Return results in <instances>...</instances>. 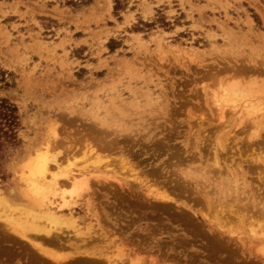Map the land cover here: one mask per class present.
Returning a JSON list of instances; mask_svg holds the SVG:
<instances>
[{"label":"rangeland","instance_id":"1","mask_svg":"<svg viewBox=\"0 0 264 264\" xmlns=\"http://www.w3.org/2000/svg\"><path fill=\"white\" fill-rule=\"evenodd\" d=\"M155 1L0 0V99L19 118L0 264H264V0L200 8L180 34ZM228 86L243 96L222 118ZM38 150L88 185L58 177L55 222L21 182Z\"/></svg>","mask_w":264,"mask_h":264},{"label":"bare ground","instance_id":"2","mask_svg":"<svg viewBox=\"0 0 264 264\" xmlns=\"http://www.w3.org/2000/svg\"><path fill=\"white\" fill-rule=\"evenodd\" d=\"M241 96H243V92L237 86H228V87H226L224 89L221 99H218L217 102H216L217 106L219 107L220 114H221L222 118L224 116L223 115V111H224L225 106L226 105L228 106L229 103L234 102L235 99H237V98H239ZM246 102H248V101H246ZM224 104H225V106H222ZM245 110L248 111V113L250 112V109H249L248 105L247 106L245 105ZM249 115L251 116L250 113H249ZM249 115L246 114L245 116L246 117H250ZM253 117L254 116H251L250 121L251 120L255 121ZM43 151L38 150L36 152L35 159H33V162H32L31 165L28 164L27 162H26L27 164L26 163L23 164V167L26 168L27 171L24 174L25 177L23 176L24 179L22 177H20V178H22L21 182L22 183L25 182L26 185H27V187H26V185H24L26 187V189L28 190L26 195L27 194H31L33 199L38 203V206H39L38 208H43V209L45 208L46 211L44 210L45 212L43 213V217H45L48 221L55 222V221H57V219L55 218V213H53V212L51 213L50 210L53 207V205H55V201H57L54 198L52 199V197L55 196V191L56 192L59 191L58 189H59L60 186H59V182L57 180L58 177H66V181L67 182H65L64 184H66V183L69 184L70 183V185L72 186L74 191L77 190L82 184H84V183L86 184L87 181H82V183L80 182L79 179H80V177H82V175H80V173H75V172L64 173L63 171L60 172L61 170H59L58 173L53 174L52 171H51V168L49 167V163H51L52 161L54 163H56V162L54 160L51 161V159L50 158L48 159V157L46 156L50 152L47 153V151H45V153H44ZM55 165H56L55 169H52V170H57L58 165L57 164H55ZM48 173H49V175H48ZM86 186H88V185L86 184ZM62 194H64V193H62ZM169 199H171V198L169 197ZM60 200L63 201V202L65 201L63 196L61 197ZM158 201H160V200H158ZM2 203H5V202L0 198V205H4ZM56 203H58V202H56ZM64 205H67V204L63 203L62 206H64ZM60 209H62V208H60ZM250 212H251V210H250Z\"/></svg>","mask_w":264,"mask_h":264},{"label":"crops","instance_id":"3","mask_svg":"<svg viewBox=\"0 0 264 264\" xmlns=\"http://www.w3.org/2000/svg\"><path fill=\"white\" fill-rule=\"evenodd\" d=\"M152 5L156 6V1L155 0H150ZM171 7L174 11H176L177 16L181 17L179 18L178 21L183 22V24H176L175 28L181 29L179 33H187L191 32L190 28L194 24V22H200L201 18L208 17L211 18V14L208 11H202L200 12V8H211L215 5L216 8H218V2L221 4H224L227 2L230 6H233L234 8L239 5V3H242V6L244 5L243 3H247V6L250 5V1L255 2L254 0H169ZM261 4V0H257ZM212 2V3H211ZM165 7L168 6L167 2L163 3ZM162 4H159L158 7H160ZM166 11V10H165ZM189 12H191V20L188 15ZM186 22L187 24H184ZM185 28V29H184ZM174 31V29H173ZM177 36V35H175Z\"/></svg>","mask_w":264,"mask_h":264},{"label":"trees","instance_id":"4","mask_svg":"<svg viewBox=\"0 0 264 264\" xmlns=\"http://www.w3.org/2000/svg\"><path fill=\"white\" fill-rule=\"evenodd\" d=\"M19 127L17 108L6 99H0V148L2 141L13 145Z\"/></svg>","mask_w":264,"mask_h":264}]
</instances>
